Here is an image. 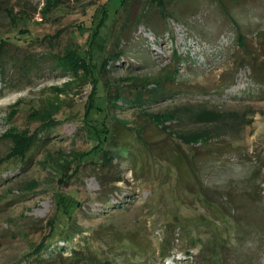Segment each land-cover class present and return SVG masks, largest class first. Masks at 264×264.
Returning a JSON list of instances; mask_svg holds the SVG:
<instances>
[{
    "label": "rangeland",
    "instance_id": "374dc122",
    "mask_svg": "<svg viewBox=\"0 0 264 264\" xmlns=\"http://www.w3.org/2000/svg\"><path fill=\"white\" fill-rule=\"evenodd\" d=\"M0 4V158L12 133L30 141L0 164V264L40 244V264H264V0H172L167 17L152 0ZM146 5L155 30L136 23ZM188 104L219 119L166 114Z\"/></svg>",
    "mask_w": 264,
    "mask_h": 264
},
{
    "label": "trees",
    "instance_id": "16d2710c",
    "mask_svg": "<svg viewBox=\"0 0 264 264\" xmlns=\"http://www.w3.org/2000/svg\"><path fill=\"white\" fill-rule=\"evenodd\" d=\"M170 1H172V0H152V3L156 4L157 10H158L160 15L162 14L163 17H167L170 15L168 12V5H167L168 2H170ZM125 2H126V0H120L119 6H123ZM1 4H0V8L2 7V9L4 10V13L7 16H9L11 21H12L13 20L12 11L8 7L2 6ZM224 11L226 12V14H228L227 10H224ZM136 16H137L136 23L138 25L143 24L146 27L152 28L153 30H155L157 28L158 23L156 22L155 18L151 15L150 5L143 6L141 8L140 13ZM131 22H132V19H130V18L127 19L126 25L130 24ZM104 23H105V17H102L100 22L97 24L96 30L94 31L95 35L98 34V29L101 26H103ZM239 38H241V41H242L244 36L239 33ZM0 51H3V50H1V45H0ZM119 56H120V54H119ZM58 59H60L59 61H60V63L62 62L63 66L71 68V70H73V71H76L77 69H80L81 67H83V65H82L83 61H81L79 54H77V52L72 50V49L67 50L66 54L63 57H58ZM254 60H256V58H253V61L251 63V69L254 73V76L257 77L258 76V69H257L258 62L254 61ZM263 66H264V61H262L260 63V69L262 68L264 70ZM0 71H1V66H0ZM261 72L262 71L260 70V79L256 78V80L259 81L261 84H264V73L262 74ZM105 84H106V82L104 81L103 85L105 86ZM111 89H113V88H111ZM111 89H108L109 91L107 94L109 102H112L113 100H118V99H120L122 103L123 102L124 103H127V102L130 103L131 102V101H129V99H126L122 94L119 95V92H118V95L111 96V94H110ZM160 90H164V86L163 85L161 86L158 83L156 85V87L152 88V90H148L147 94L150 97L141 98L140 95L138 93H136L134 96L135 97L134 101L143 103V102H145V100H149V98H155V96H157V94H159ZM166 114L171 115L173 117H177V118H181V117L188 118V119L194 120L196 122H201V123L216 122L220 116L219 112L216 111L215 109H208L205 107L193 108V106L190 104L184 105L183 107H178V108L176 107V108L170 109V111L166 112ZM120 124L126 130L131 129V127L127 126V124H125V123H122V121ZM161 128L163 130H167L169 128V125H167V124L163 125L162 124ZM217 134L219 135V133H217ZM205 136H208L211 138V133L210 132L208 133V131H203V130L202 131L189 130V131H182L181 133L177 134V137L182 142H185L187 144L193 143V142L198 141V140H202ZM11 137L14 138L13 145L10 148L9 154H7L5 157L0 158V164L3 161L8 160L9 158L20 157L21 159H23L27 150H29V148H30V144H29L30 141L25 142V141H22L21 138L20 139L16 138L15 133H12ZM111 137L113 138L112 134H111ZM111 142L114 144L115 140L114 141L111 140ZM125 148L127 149V147H125ZM103 156H104L103 158L106 159L107 157L110 156V154L107 151H104ZM166 156L169 159V161L177 167L178 172L181 175L182 174L181 170L183 168L181 156L179 154H174L171 152H168L166 154ZM181 181H183V180L181 179ZM182 183H184V182H182ZM202 201L204 202V204H207L204 200H202ZM217 211H218V209H217ZM45 248L48 249L47 246H45V245L42 246V244H40L39 246L33 247L28 254V257H31L28 264H40L42 262V259H40L37 256H39V254L41 253L40 249H45ZM56 256H62V255L60 253H57ZM32 257H34V258H32ZM76 258H77V261H81L80 264H86V262H84L82 257H76Z\"/></svg>",
    "mask_w": 264,
    "mask_h": 264
}]
</instances>
